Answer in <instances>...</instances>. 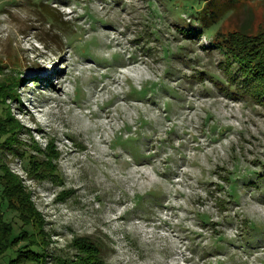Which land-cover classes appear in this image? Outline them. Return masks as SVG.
I'll return each instance as SVG.
<instances>
[{
  "label": "rangeland",
  "instance_id": "obj_1",
  "mask_svg": "<svg viewBox=\"0 0 264 264\" xmlns=\"http://www.w3.org/2000/svg\"><path fill=\"white\" fill-rule=\"evenodd\" d=\"M206 1L0 0L13 250L38 247L39 264H70L83 244L95 264H264V98L228 92L239 76L221 38L264 37V0ZM203 9L216 24L197 30Z\"/></svg>",
  "mask_w": 264,
  "mask_h": 264
},
{
  "label": "trees",
  "instance_id": "obj_2",
  "mask_svg": "<svg viewBox=\"0 0 264 264\" xmlns=\"http://www.w3.org/2000/svg\"><path fill=\"white\" fill-rule=\"evenodd\" d=\"M208 1L209 0L206 1V4H208ZM203 10V16L198 17L199 27L197 28V30L201 29L200 27L208 28L211 25L216 24L215 19L217 18L218 14L214 11H210L208 13L209 15L207 20H205L204 18L206 16V13L205 9ZM52 18L54 21H60L61 23H65L61 19H57L53 16ZM237 33L239 35V38L244 39L245 42L234 41L232 34L230 35L232 39H229V36H221V38L226 41L223 47L225 49L226 58L228 60L227 62L230 63L231 66L235 65V70H237V74L239 76L236 78V73H234V71L230 72L231 80H226L227 83L230 85V88H228V92L232 91L231 87H233L234 89L239 87L243 89L251 87V90L254 94L264 98V37H259L254 34H248L244 30H241V32ZM216 34L218 37L220 32L217 31ZM249 37L251 39H254L251 43L247 41ZM237 84H239V86ZM234 93H236V91ZM11 119L12 118L9 116L7 119H5V121L7 122L0 121V133L3 131L8 133L10 131L8 129V126H13V122ZM52 157H57V154L52 155L51 159ZM51 159H47V162H45V165L43 166L45 167L43 171L54 175L56 172L54 169H51ZM1 171L2 173H0V226L2 225L3 229L7 231V236L4 237V239L0 240V244L1 246L3 245L5 251L8 250L7 252H9L11 250L9 254L6 253V255H8V259L4 262L2 261L1 264H19L24 261L26 262L27 260L39 264L42 262L44 252L38 247L29 248L28 251L31 252L30 255L20 254V252L24 251L20 248L15 250L12 249L14 239L16 238L18 233L14 230L13 225L9 222L11 220H9L10 217H7L6 212L8 210L13 211L15 214L18 212V209L16 207H11L10 198L12 189L17 187L18 183L16 181V176H14L13 173L5 169ZM229 195L233 194L229 192ZM81 247L86 250L85 253L81 256H78L75 261L70 262V264H95L97 262L96 260H98V257L95 256L97 255V253L94 252V246L92 247L89 246V244H83V246ZM89 249H92L93 251ZM6 255H3V258Z\"/></svg>",
  "mask_w": 264,
  "mask_h": 264
},
{
  "label": "bare ground",
  "instance_id": "obj_3",
  "mask_svg": "<svg viewBox=\"0 0 264 264\" xmlns=\"http://www.w3.org/2000/svg\"><path fill=\"white\" fill-rule=\"evenodd\" d=\"M43 75H45V77L48 78L50 81H52V80L54 81V79H55V77L53 76V73H51V71H49L48 69L43 72ZM37 128L39 129V127H37Z\"/></svg>",
  "mask_w": 264,
  "mask_h": 264
}]
</instances>
